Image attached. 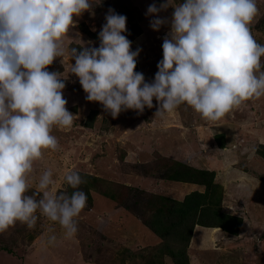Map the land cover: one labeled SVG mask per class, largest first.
Wrapping results in <instances>:
<instances>
[{
	"label": "rangeland",
	"instance_id": "rangeland-1",
	"mask_svg": "<svg viewBox=\"0 0 264 264\" xmlns=\"http://www.w3.org/2000/svg\"><path fill=\"white\" fill-rule=\"evenodd\" d=\"M163 2L92 0L90 10L73 17L74 25L63 38L65 55L57 57L47 70L65 78L63 98L67 110L77 118L71 128H53L51 134L57 137L59 147L44 150L34 161L26 194L38 191L41 174L51 170L53 184L48 191L53 194L65 192V173L76 171L180 200L202 188L160 179L158 171L164 169L166 159L185 162L214 171L215 182L222 188V210L241 218L236 235L221 228L195 226L187 249L189 264H264V161L256 153L258 145L264 144V96L244 102L214 123L183 105L164 118L155 117V98L154 106L141 114L127 110L113 118L99 102L86 99L78 78L70 73L75 63L70 59V45L99 47L98 34L112 9L126 17L123 34L131 41V50L141 49L136 58L137 72L151 82L170 26L154 31L150 27L154 17L146 13L151 4ZM170 3L179 4L176 0ZM256 4L259 12L250 28L257 43L264 45V0H256ZM173 11L169 7L158 15L170 19ZM130 18L140 31L133 38L127 35ZM87 118L91 119L90 128ZM217 134H223L222 149L214 138ZM109 189L116 191L112 186ZM90 196L91 204L75 218L78 231L72 239H66L59 224L48 221L39 210L35 227L17 222L0 233V264H145L152 259L159 239L137 216L121 206L118 198L115 201L103 196L99 189L91 190ZM50 235L56 236L52 245L46 244ZM163 264L172 262L163 257Z\"/></svg>",
	"mask_w": 264,
	"mask_h": 264
},
{
	"label": "clouds",
	"instance_id": "clouds-1",
	"mask_svg": "<svg viewBox=\"0 0 264 264\" xmlns=\"http://www.w3.org/2000/svg\"><path fill=\"white\" fill-rule=\"evenodd\" d=\"M92 0H0V233L17 222L35 227L37 211L59 224L66 239L78 231L76 217L87 203L79 190L86 181L76 171L64 179L74 191L53 194L51 170L39 178L38 191L27 195L28 174L44 150L59 147L54 127L71 128L77 118L63 98L65 78L47 70L65 55L63 38L73 17L92 8ZM173 7L171 18L158 14ZM259 9L256 0H164L151 4L146 15L163 37L162 59L151 82L134 71L141 49L131 50L126 17L109 9L98 34L99 47L69 48L86 99L99 102L116 118L122 111L137 114L152 108L164 118L180 106L191 108L207 122L224 118L234 108L264 96V45L250 25ZM39 197V199H37ZM50 231H52L50 229ZM55 235L46 239L52 245Z\"/></svg>",
	"mask_w": 264,
	"mask_h": 264
},
{
	"label": "trees",
	"instance_id": "trees-1",
	"mask_svg": "<svg viewBox=\"0 0 264 264\" xmlns=\"http://www.w3.org/2000/svg\"><path fill=\"white\" fill-rule=\"evenodd\" d=\"M129 22L127 35L133 38L140 31L133 18ZM71 47H76L78 52L82 48L77 44H71ZM134 71H137V67ZM87 119L86 125L90 128L91 119ZM214 138L219 148L225 147L223 134H217ZM256 153L264 161V144L258 145ZM164 162V169L158 171L160 179L198 185L202 190L192 191L176 200L162 194L146 192L138 187L108 183L83 173L79 174L86 183L81 184L79 190L86 193V204H91V190L99 189L100 194L115 201L118 198L121 206L135 214L142 226L159 239L156 253L145 264H163V257L169 258L172 264H189L187 249L195 226L221 228L226 233L236 235L241 218L222 210V188L215 182L214 171L193 167L178 160L166 159ZM108 186L116 188L115 193ZM65 189L68 193L74 191L69 185ZM3 250L11 253L9 249Z\"/></svg>",
	"mask_w": 264,
	"mask_h": 264
}]
</instances>
